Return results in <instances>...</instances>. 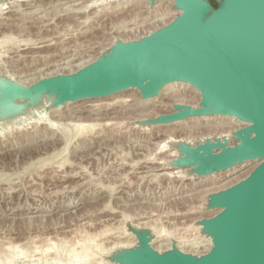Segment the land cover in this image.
<instances>
[{
  "label": "rangeland",
  "instance_id": "374dc122",
  "mask_svg": "<svg viewBox=\"0 0 264 264\" xmlns=\"http://www.w3.org/2000/svg\"><path fill=\"white\" fill-rule=\"evenodd\" d=\"M22 1L17 0L14 10L10 9L14 12L5 14L10 11L8 3L14 2L5 0L6 8L0 14V73L13 77L23 74L26 76L14 77L15 80L33 83L75 74L94 63L116 41L139 40L166 26L179 14L172 6L173 11L158 16L167 11L164 5L158 11L149 5L135 4L118 10L114 3L94 9L92 0L69 4L68 0ZM71 5H77L72 14L67 9ZM197 93L192 87L168 89L160 99L158 96L144 101L138 91H130L91 100L85 103L87 106L84 102H68L60 106L58 113L52 107L42 111L57 124L53 131L39 124L21 128L20 133L8 134L7 138L1 134L0 264H45V259L49 262L59 253L68 259L70 255L87 252L84 249L91 256L94 254L86 259V264H111L108 254L113 245L137 243L131 228L150 231L152 246L160 253L177 245L186 253L201 255L207 247H200L209 244L210 238L201 233L197 222L216 214L204 208L208 197L239 182L256 162L207 177H197L189 169H183L184 172L174 173L170 178L164 175L171 172L169 165L154 162L160 158L167 160L178 151L177 144L181 142L175 141H194L210 134L215 130L213 126L233 127L237 122L210 124L202 122L207 117H201L190 119L191 123L188 119L173 124L177 126L155 128L140 124L174 112L176 101L197 108L200 102ZM132 95L138 96V100L128 103H145L147 109L125 117L110 114L124 105L121 98ZM48 101L51 104L53 99ZM82 108L92 110L91 115L79 113ZM95 243L109 253L98 252ZM46 248L51 250L50 254L43 262L38 261ZM69 252L72 254L68 255Z\"/></svg>",
  "mask_w": 264,
  "mask_h": 264
},
{
  "label": "water",
  "instance_id": "95a60500",
  "mask_svg": "<svg viewBox=\"0 0 264 264\" xmlns=\"http://www.w3.org/2000/svg\"><path fill=\"white\" fill-rule=\"evenodd\" d=\"M3 0H0V2ZM147 1L154 5L159 0ZM179 12L166 26L139 40H121L94 63L72 75L43 79L24 87L0 77V117L18 107L54 98L52 108L103 99L136 89L141 99L183 83L200 94L197 108L175 105L174 112L141 121L142 126L171 125L192 118L230 117L245 125L226 137L177 144L170 168L197 177L229 171L246 162L259 165L243 180L211 194L210 218L197 222L211 239L208 252L186 253L173 245L153 248L147 229L131 228L137 245L117 250V264H264V0H171Z\"/></svg>",
  "mask_w": 264,
  "mask_h": 264
},
{
  "label": "bare ground",
  "instance_id": "6f19581e",
  "mask_svg": "<svg viewBox=\"0 0 264 264\" xmlns=\"http://www.w3.org/2000/svg\"><path fill=\"white\" fill-rule=\"evenodd\" d=\"M17 1V0H16ZM16 1L14 0V2H9L8 4L9 5H11V7H9L8 8V10H10V9H12L13 8V10H14V7H15V5H16ZM29 1H31V0H23L22 2H29ZM76 1H79V0H68V1H66V4H69V3H72V2H76ZM18 2H20V1H18ZM81 3V2H80ZM92 3H93V5L92 6H94V9H95V7L96 6H103V5H105V6H107V4L109 5V4H113L114 3V5H116L117 7V9L118 10H124V9H127L130 5H149L150 7H152L153 9H157V8H159V7H161V6H163L164 5V8L166 9L167 8V11L166 12H161L160 14H157L158 16L159 15H162V14H164V13H170L171 11H173L172 10V8H170V7H172V6H174V4H171L172 3V1L171 0H159V1H157L154 5H152V4H150L149 2H147V1H140V0H92ZM168 3H170V5L169 6H166V4H168ZM111 4V5H112ZM77 5H79V4H77ZM76 5V6H77ZM82 5V4H81ZM6 6V4H5V0H3V1H1L0 2V14H3V11H4V7ZM76 6H68V10L70 11V13L72 12L71 10H73L74 9V7H76ZM89 6V5H88ZM90 6H91V3H90ZM107 7H109V6H107ZM6 8V7H5ZM87 8H90V7H87ZM93 8V7H92ZM98 8V7H97ZM113 8H115V6L113 7ZM145 8V7H144ZM146 8H149V7H146ZM145 8V9H146ZM163 7H162V9L161 10H163L164 9ZM66 9V10H67ZM85 9V8H84ZM107 9V8H106ZM108 9H110V8H108ZM152 9V10H153ZM160 9V8H159ZM159 9H157V11L159 10ZM89 10V9H88ZM132 10V9H131ZM146 10H148V9H146ZM151 10V9H150ZM78 11H81V10H78ZM77 11V12H78ZM111 11H113V10H111ZM116 11V10H115ZM138 11V10H137ZM11 12H14V11H12V10H10L9 12H7V13H5V14H8V13H11ZM85 12H86V9H85ZM119 12V11H118ZM139 12V11H138ZM155 12V11H154ZM65 13V12H64ZM67 13H68V11H67ZM78 13H80V12H78ZM112 13V12H111ZM148 13H149V11H148ZM152 13V12H151ZM72 14V13H71ZM74 14V13H73ZM150 14V13H149ZM173 14V13H172ZM175 14V13H174ZM144 15V14H143ZM155 15V14H154ZM170 15V14H169ZM179 15V14H178ZM136 16V15H135ZM134 16V17H135ZM174 16V15H173ZM149 17V16H148ZM152 17V16H151ZM155 17V16H154ZM153 17V18H154ZM168 18V17H167ZM7 19H9L10 20V17L8 18H6V20ZM172 20H174V19H171V21ZM136 22V21H135ZM1 28V27H0ZM157 30V29H156ZM100 32V31H99ZM152 32H154V31H152ZM151 32V33H152ZM76 44V43H75ZM27 46H28V44H26ZM26 47V46H25ZM35 49V48H34ZM87 54V53H86ZM103 55V54H102ZM62 57V56H61ZM66 60V59H65ZM68 61H70V60H68ZM71 62V61H70ZM69 63V62H68ZM60 64V63H59ZM72 64V63H71ZM50 67H52V65H50ZM53 67H54V65H53ZM48 68V67H47ZM46 69V68H45ZM18 70V69H17ZM23 70V69H22ZM50 70V69H49ZM44 71V70H43ZM42 71V72H43ZM46 71V70H45ZM41 72V69H40V71H39V73ZM56 74V73H55ZM16 75H17V73H16ZM45 75H46V77H48V74H46L45 73ZM44 74L42 75L41 74V76H45ZM72 75V74H71ZM0 76H3V77H9V79L10 80H12L13 82H16V83H18L19 85H21V86H24V87H29V86H33V84H36L37 82H35L34 81V79L32 80V81H34L35 83H33V82H31L30 80V82H26V81H16L15 80V78L14 77H16V78H23V77H25L26 75H24L23 76V74H19L18 76H4L2 73H0ZM28 76V75H27ZM57 76V75H56ZM54 77V76H53ZM38 78V77H37ZM50 78V77H49ZM52 78V77H51ZM42 79V78H41ZM48 79V78H47ZM40 81V80H39ZM38 81V82H39ZM190 86L189 85H186V84H183V83H174V84H171V85H168V86H166L164 89H163V91L161 92V94L159 95V99L166 93V91H168V89H170V90H185V89H187V88H189ZM130 91H133V92H137V90L136 89H129V90H126V91H124V92H121V93H127V92H130ZM119 94V93H118ZM198 94V93H197ZM122 97V96H121ZM45 98V97H44ZM117 98V97H116ZM119 98V97H118ZM53 100H54V98H52ZM123 99V100H122ZM140 99V98H139ZM51 100V99H50ZM91 100H94V99H88V100H82V101H78V102H76V103H79V102H84V104L85 103H87V102H91ZM120 100V99H119ZM121 100L123 101V106L121 107V108H119L117 111H113L112 113H110V114H116V115H121V116H123V117H125V116H127V115H133V114H135V113H137V112H141V111H143L144 109H147L146 107H147V105L148 104H145V103H140V104H136V105H131L130 103H128V102H132V101H134V100H138V96H134V95H132V96H124L123 98H121ZM120 100V101H121ZM141 100V99H140ZM185 100V99H184ZM116 101H118L117 99H116ZM119 101V102H120ZM142 101V100H141ZM187 101V100H186ZM50 102L51 101H48V99L47 98H45L44 100H43V102L42 103H40V102H38V103H36L35 105H31L32 103H30V102H18V107H17V109L14 111V112H11L10 114H8L7 116H3V117H0V136H1V134H2V137L3 136H6V138H7V135L8 134H11V133H17L18 134V132L20 133V130H21V128L24 130V128H26V127H28V126H30V125H33V127H37V126H39V124L40 125H43V126H46V130H51V131H53L54 129H56L57 128V124L55 123V121H54V119L53 118H51V117H48V116H46V115H43L42 114V111H44L46 108H50L51 107V104H50ZM118 102V103H119ZM183 102H185V101H183ZM111 103H113V101H111ZM115 103V102H114ZM122 103V102H121ZM174 103V102H173ZM182 103V102H181ZM50 104V105H49ZM70 104H72L71 102H70ZM176 105H180V104H178V102L176 101V103H175ZM186 104V103H185ZM67 105V104H66ZM86 105V104H85ZM88 105V104H87ZM86 105V106H87ZM120 105V104H119ZM118 105V107H120ZM153 105V104H152ZM74 106V105H73ZM76 106V105H75ZM90 106V108L92 107H95V106H97V105H94V106H91V105H89ZM99 106H101V104L99 105ZM98 106V107H99ZM59 107V108H58ZM57 108H53V112H57V111H59V109H60V106H58ZM78 107V106H77ZM82 107V106H81ZM117 107V106H116ZM70 108V107H69ZM89 108V107H88ZM103 109V108H102ZM105 109V108H104ZM107 109V108H106ZM111 109V108H110ZM51 110V109H50ZM89 110V109H88ZM94 110H98V111H100L99 109H97V108H95ZM109 110V109H108ZM62 111V110H61ZM68 111V110H67ZM92 110H90V111H85V108H82V109H80V110H78V112L79 113H85V112H87V113H89L90 114V112H91ZM107 111V110H106ZM105 111V112H106ZM69 112V111H68ZM101 112H103V111H101ZM58 113V112H57ZM95 113H97V112H95ZM73 114H74V112H73ZM103 114V113H102ZM106 114V113H105ZM168 114V113H167ZM35 115V116H34ZM36 115H38L39 117H36ZM91 115V114H90ZM93 115H95L94 114V112H93ZM101 115V114H100ZM108 115V114H107ZM161 115H163V114H161ZM83 116V115H82ZM158 116H160V115H158ZM158 116H156L155 118H157ZM79 117V116H78ZM118 117V116H117ZM120 117V116H119ZM93 118V117H92ZM111 118V117H110ZM154 118V119H155ZM73 119V118H72ZM60 120V119H59ZM193 120H195V118L193 119ZM189 121H190V119H189ZM228 121H234V122H237V125H234L233 127L232 126H230V124L229 125H220V124H218V123H220V122H224V123H227ZM80 122V121H79ZM88 122V121H87ZM202 122H204V123H210V124H213V123H217L218 125L217 126H213L212 128H214L215 130H212V131H210V134H208L207 133V135H203V136H200V137H198L196 140H194V141H189L188 139L187 140H183V139H181V140H177V141H175V143H177V142H182V141H185L186 143H188V144H190V145H194V144H196V143H203L204 142V140L205 139H207V138H222V137H226L229 141H230V143H232L231 141H233L234 142V139H233V137H232V134L235 132V131H237L238 129H241V128H243V127H245V125L244 124H242V123H240V122H238L237 120H235L234 118H230V117H221V116H214V117H207V118H205V120H203ZM60 123V122H59ZM189 123V122H188ZM190 123H191V121H190ZM193 123H194V121H193ZM56 124V125H55ZM82 124V123H81ZM74 125H77V123L76 124H74ZM80 125V124H79ZM82 125H84V124H82ZM81 125V126H82ZM162 125H156V126H154L155 128H159V127H161ZM165 125H163V127H164ZM171 126H177V125H173V124H171ZM208 126V125H207ZM80 127V126H79ZM84 127V126H83ZM85 127H86V125H85ZM210 127V126H209ZM45 128V127H44ZM78 128V127H77ZM196 128V127H195ZM204 128V127H203ZM211 128V127H210ZM80 129V128H79ZM190 129V128H189ZM82 130V129H81ZM43 131V130H42ZM84 131V130H83ZM190 131V130H189ZM58 132V130H56V133ZM27 134V133H26ZM25 134V135H26ZM170 134H173V133H171L170 132ZM169 134V135H170ZM24 135V134H23ZM31 135V134H30ZM29 135V136H30ZM78 136V135H77ZM168 136V135H167ZM33 137V136H32ZM31 137V138H32ZM36 137V136H35ZM26 139H27V137H25ZM187 138V137H186ZM30 139V138H29ZM168 139H170V137L168 136ZM166 140V139H165ZM172 140V139H171ZM174 141V140H173ZM59 144V143H58ZM165 148V147H164ZM167 149V148H166ZM165 149V150H166ZM160 150H162V148L160 149ZM167 153V152H166ZM176 154V155H175ZM180 155H179V152L178 151H175L172 155H171V157L170 158H168L167 160H164V159H162V158H160L161 160H159L158 162H154L155 164H164L165 162L167 163V165H169V169L171 170V172L170 171H168L169 173H166V174H164V175H166L167 177H170L172 174H174V173H179V172H184V170H180V169H176V168H170V163L172 162V161H174L177 157H179ZM166 158H167V156H166ZM165 158V159H166ZM162 161H164V162H162ZM148 162V161H147ZM256 163L254 164V166L251 168V169H249L247 172H246V174L243 176V177H241L239 180L241 181L244 177H247L258 165H259V161H255ZM165 163V164H166ZM145 164H147V163H145ZM150 164V163H149ZM154 164V165H155ZM240 168V167H239ZM158 169V168H157ZM167 170V169H166ZM154 171V170H153ZM159 171V170H158ZM221 173V172H220ZM230 174V173H229ZM224 175V174H223ZM71 176V175H70ZM219 176V175H218ZM64 177V176H63ZM73 177V176H72ZM71 177V178H72ZM171 178V177H170ZM177 179V178H176ZM211 179V178H210ZM182 180V179H181ZM238 180V181H239ZM60 181V180H59ZM187 181V180H186ZM237 182V181H236ZM53 183V182H52ZM238 183V182H237ZM234 184V183H233ZM206 205V204H205ZM205 209L207 208V207H204ZM209 211V210H208ZM207 211V212H208ZM112 213V212H111ZM114 213V212H113ZM112 213V214H113ZM103 223V222H102ZM131 235H132V233H131ZM132 237V236H131ZM162 237V236H161ZM128 239H129V237H127ZM120 239V238H119ZM123 239V238H122ZM125 239H126V236H125ZM89 240V239H88ZM135 241H136V239H134ZM208 240V239H207ZM92 241V240H91ZM94 241V240H93ZM119 241V240H118ZM121 241V240H120ZM95 242V241H94ZM110 242V241H109ZM204 242H206V240L205 241H203V243ZM209 244H205V245H202L200 248H206L207 247V249L205 250V251H203V252H201V254L202 253H206V252H208L209 250H210V248H211V245H212V243H211V239L209 240V241H207ZM89 243H90V241H89ZM92 243V242H91ZM123 242H121V244H120V242L118 243L117 242V244H115V245H113L114 247L112 248V249H110V250H112L111 251V253H109V252H107L106 251V249L105 248H103V246L102 245H100V244H96L95 243V246H94V248H96V250L99 252V251H101V253H103V254H108V255H110V257L117 251V249H119V248H133V247H135L136 245H137V243H134L133 241L131 242V241H129V242H126V243H123ZM85 244V243H84ZM114 244V243H113ZM197 244V243H196ZM94 245V244H93ZM107 245H110V243H108ZM112 245V244H111ZM52 246H54L55 247V245H52ZM83 246V245H82ZM86 246H88V245H86ZM92 246V245H91ZM84 248H86L85 246H83ZM90 247V246H89ZM93 247V246H92ZM75 248V247H74ZM83 248V249H84ZM52 249V248H51ZM73 249V248H72ZM80 249V248H79ZM83 249H82V251H83ZM88 249H90V248H88ZM91 249H93V248H91ZM76 250H78L77 248H76ZM39 251V250H38ZM49 251H51L50 249H47L46 248V250L42 253L41 251H40V253H42V255L40 256L41 258H39L38 257V261H40V262H43L44 261V259L46 258V256L48 255V253H49ZM85 251H87V252H85ZM71 252H72V250H71ZM71 252H69V254L68 255H70V253ZM79 252V251H78ZM81 252V251H80ZM84 252L85 253H83V252H81V253H76L75 255H73V256H71L70 255V257L68 256V259H66V258H64V257H62L61 255H59V254H57V255H55L56 257H55V259L53 258L52 260H49V262H47L46 261V259H45V264H55V263H59V264H86L85 263V261H86V259H88L91 255L89 254L90 252H88V250L86 249H84ZM96 252V251H95ZM97 252V253H98ZM37 253V252H36ZM39 253V252H38ZM75 253V252H74ZM50 254V253H49ZM72 254V253H71ZM38 255H40V254H38ZM92 256H94V254L92 255ZM91 256V257H92ZM93 258V257H92ZM91 260V259H90ZM90 262V261H89ZM94 262V261H93ZM92 262V263H93ZM112 262V261H111ZM88 263V262H87ZM96 264H103V262H96ZM111 264H117V263H115V262H112Z\"/></svg>",
  "mask_w": 264,
  "mask_h": 264
},
{
  "label": "trees",
  "instance_id": "16d2710c",
  "mask_svg": "<svg viewBox=\"0 0 264 264\" xmlns=\"http://www.w3.org/2000/svg\"><path fill=\"white\" fill-rule=\"evenodd\" d=\"M211 4L214 6V7H217V3L215 0H210Z\"/></svg>",
  "mask_w": 264,
  "mask_h": 264
},
{
  "label": "built area",
  "instance_id": "2783aa9c",
  "mask_svg": "<svg viewBox=\"0 0 264 264\" xmlns=\"http://www.w3.org/2000/svg\"><path fill=\"white\" fill-rule=\"evenodd\" d=\"M202 254H204V253H202ZM196 255H200V254H196Z\"/></svg>",
  "mask_w": 264,
  "mask_h": 264
}]
</instances>
